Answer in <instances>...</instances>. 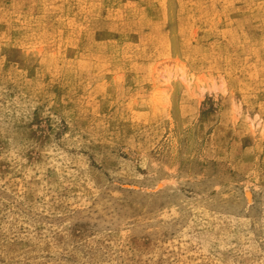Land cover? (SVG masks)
<instances>
[{
    "label": "rangeland",
    "instance_id": "obj_1",
    "mask_svg": "<svg viewBox=\"0 0 264 264\" xmlns=\"http://www.w3.org/2000/svg\"><path fill=\"white\" fill-rule=\"evenodd\" d=\"M0 264H264V0H0Z\"/></svg>",
    "mask_w": 264,
    "mask_h": 264
}]
</instances>
